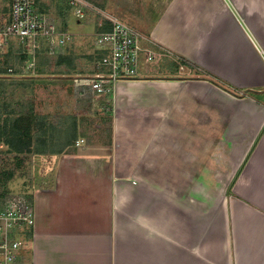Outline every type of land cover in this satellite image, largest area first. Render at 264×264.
I'll use <instances>...</instances> for the list:
<instances>
[{
    "label": "crops",
    "instance_id": "1",
    "mask_svg": "<svg viewBox=\"0 0 264 264\" xmlns=\"http://www.w3.org/2000/svg\"><path fill=\"white\" fill-rule=\"evenodd\" d=\"M145 7L158 65L114 87L111 145L32 154L14 182L19 264H264V0Z\"/></svg>",
    "mask_w": 264,
    "mask_h": 264
},
{
    "label": "rangeland",
    "instance_id": "2",
    "mask_svg": "<svg viewBox=\"0 0 264 264\" xmlns=\"http://www.w3.org/2000/svg\"><path fill=\"white\" fill-rule=\"evenodd\" d=\"M86 1L99 12L138 28L142 25V17L150 9L158 8L145 7L146 2L160 0ZM93 20L102 21L100 15L94 16ZM77 31L92 32V25L86 24ZM92 43L93 38L87 35H81L71 43L64 56L71 57V71H67V61L59 65L56 58L41 59L43 54L37 55L35 67L31 69L32 60L23 54L15 41L7 46L0 45V69L3 64V70L11 68L13 71V75H2L0 79L3 83L0 86V109L9 112L6 116L0 113V140L9 141V145L0 143V199L14 194L26 196L15 192L18 188L14 182L17 178L26 180L30 175L32 154L40 157L34 160L38 164L48 155L34 152L57 148L63 133L57 131L61 123L71 124L75 118L77 138L83 137L85 144H99L106 140L102 120L110 118L106 110L108 99L106 96L82 94L73 80L77 74H92L98 54ZM169 61L167 59L166 63ZM157 65L156 61L147 62L145 69L151 70ZM65 132L69 136L73 134V130ZM82 132L86 136H82ZM19 149L23 153L14 151ZM26 150L31 152L26 153Z\"/></svg>",
    "mask_w": 264,
    "mask_h": 264
},
{
    "label": "built area",
    "instance_id": "3",
    "mask_svg": "<svg viewBox=\"0 0 264 264\" xmlns=\"http://www.w3.org/2000/svg\"><path fill=\"white\" fill-rule=\"evenodd\" d=\"M96 15L101 16V22L93 20ZM86 24L92 25V32H76ZM81 35L92 37L93 48L102 56L96 60L91 75L74 77L75 86L85 95L106 96L109 112L114 87L137 79L143 60L153 61L155 51L142 45L147 39L127 23L99 12L86 0H0V45L15 41L32 60L31 69L38 54L47 58L64 56L68 46ZM2 75H13V71L7 69L0 79ZM84 142L79 138L74 146L78 148ZM34 222L28 196L14 194L0 199V264L21 262Z\"/></svg>",
    "mask_w": 264,
    "mask_h": 264
},
{
    "label": "trees",
    "instance_id": "4",
    "mask_svg": "<svg viewBox=\"0 0 264 264\" xmlns=\"http://www.w3.org/2000/svg\"><path fill=\"white\" fill-rule=\"evenodd\" d=\"M9 47H11V45ZM97 53L98 54H97L96 60L98 58H100V56H102V54H100V52L97 51ZM41 59H46V61L49 60L45 56H42ZM56 59H57V62H58L59 65L61 63H63L64 61H67V64L69 65V68L73 65L71 57L59 56ZM177 62L180 64V65H178V63H176L177 68L179 66H183L184 65L183 61H177ZM185 65L190 70L193 69L192 65L191 66L189 64H185ZM69 68H67V71H71L72 70L71 68L70 69ZM0 72H5V69L3 70V64L1 65ZM0 86H3V83L1 81H0ZM0 113H1V115H5L6 116L9 112L8 111L2 112V110L0 109ZM75 122H76V120L74 118L71 124H67V123L64 122V123H61L59 125V127L57 128V131L58 132H63V133H62L61 139L59 140V145L57 146V148L50 149L48 152H45V151H42V150L41 151H36V152H34V154H47V153L60 154V153H63V152L72 151L74 149L73 148L74 142H75L76 139H78L77 138V134H76V123ZM102 122L104 123V130L106 132V136H107V139H108V145H111V142H112L111 141V137H112V119L111 118L103 119ZM51 126H54V125H51ZM68 130H71V131L73 130V134L71 136L67 135V132H65V131H68ZM81 135L82 136H86V134L84 132H82ZM4 142H5L6 145H9V141L8 140H5ZM4 142L2 140H0V143L4 144ZM70 148H73V149L72 150H68ZM14 151L16 153H23L21 151V149L14 150ZM30 152L31 151L26 150V153H30Z\"/></svg>",
    "mask_w": 264,
    "mask_h": 264
}]
</instances>
